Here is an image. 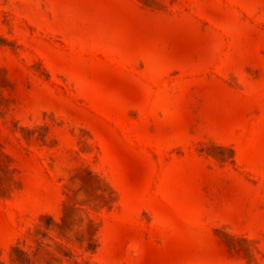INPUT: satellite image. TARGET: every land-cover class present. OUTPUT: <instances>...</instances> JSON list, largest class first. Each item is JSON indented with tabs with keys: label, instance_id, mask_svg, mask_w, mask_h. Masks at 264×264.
I'll return each instance as SVG.
<instances>
[{
	"label": "rangeland",
	"instance_id": "374dc122",
	"mask_svg": "<svg viewBox=\"0 0 264 264\" xmlns=\"http://www.w3.org/2000/svg\"><path fill=\"white\" fill-rule=\"evenodd\" d=\"M0 264H264V0H0Z\"/></svg>",
	"mask_w": 264,
	"mask_h": 264
}]
</instances>
